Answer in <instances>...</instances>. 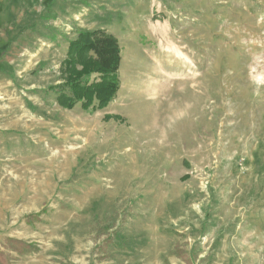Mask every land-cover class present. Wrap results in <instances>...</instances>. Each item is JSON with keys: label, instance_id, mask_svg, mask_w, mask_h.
Wrapping results in <instances>:
<instances>
[{"label": "rangeland", "instance_id": "obj_1", "mask_svg": "<svg viewBox=\"0 0 264 264\" xmlns=\"http://www.w3.org/2000/svg\"><path fill=\"white\" fill-rule=\"evenodd\" d=\"M47 3L0 0V264H264V0ZM95 29L116 91L64 108Z\"/></svg>", "mask_w": 264, "mask_h": 264}, {"label": "trees", "instance_id": "obj_2", "mask_svg": "<svg viewBox=\"0 0 264 264\" xmlns=\"http://www.w3.org/2000/svg\"><path fill=\"white\" fill-rule=\"evenodd\" d=\"M53 2L48 0L47 4ZM119 53L117 38L105 30L79 31L76 38L69 42L66 57L61 63L60 69L66 78L57 85L59 105L70 109L81 101L84 110L105 106L118 85ZM92 73H97L98 78L90 79ZM64 88L68 93L64 92Z\"/></svg>", "mask_w": 264, "mask_h": 264}, {"label": "bare ground", "instance_id": "obj_3", "mask_svg": "<svg viewBox=\"0 0 264 264\" xmlns=\"http://www.w3.org/2000/svg\"><path fill=\"white\" fill-rule=\"evenodd\" d=\"M178 52H179V51H177V55L179 54V55L181 56V55H182L181 52H179V53H178ZM150 88H151V87H150ZM153 88H154V87H153ZM151 89H152V88H151ZM147 94H149V93H147ZM151 94H152V93H151Z\"/></svg>", "mask_w": 264, "mask_h": 264}]
</instances>
